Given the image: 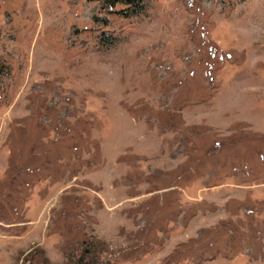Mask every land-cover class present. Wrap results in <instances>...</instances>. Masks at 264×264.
<instances>
[{
    "label": "rangeland",
    "instance_id": "1",
    "mask_svg": "<svg viewBox=\"0 0 264 264\" xmlns=\"http://www.w3.org/2000/svg\"><path fill=\"white\" fill-rule=\"evenodd\" d=\"M0 264H264V0H0Z\"/></svg>",
    "mask_w": 264,
    "mask_h": 264
}]
</instances>
